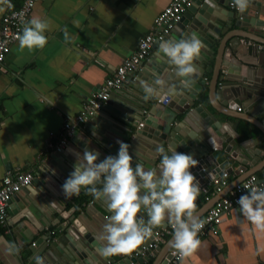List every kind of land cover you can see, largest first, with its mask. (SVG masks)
<instances>
[{
  "label": "crops",
  "instance_id": "obj_1",
  "mask_svg": "<svg viewBox=\"0 0 264 264\" xmlns=\"http://www.w3.org/2000/svg\"><path fill=\"white\" fill-rule=\"evenodd\" d=\"M249 1V16L256 17L255 21L238 24L234 18L227 26L231 11L228 3L210 15L208 23L220 32L207 30L215 38L207 61L209 69L202 68L199 61L194 64L197 71L201 70L197 73L200 81L188 79V95L178 100L188 103L189 93L195 94L192 109L201 110L199 117L209 115V111L223 133L217 138L213 132L212 145L190 150L197 162H205V176L210 183L206 189L198 181L199 194L193 210L198 219L246 178L264 180V132L253 123L264 129V0ZM22 2L10 0L11 8H19ZM169 2L36 1L30 19L40 17L49 22L44 33L47 44L42 49L29 50L15 42L0 70V183L9 173L34 175L32 184L8 202L5 220L0 223V264H36L37 257H42L44 264H128L127 254L150 242L147 237L127 254L101 255L98 236L111 215L107 202L94 198L84 187L78 195L66 197L62 185L73 171L77 154L86 148L98 154L100 162L99 157L117 154L118 140L125 142L129 153L145 169L158 167V147L177 150L170 135L174 133V123L168 124L171 128L166 139H160L162 131L154 129L156 135L151 139L140 137V142L133 143L138 130L133 121H142L144 112H152L145 125L151 120L160 126L166 120L167 104L160 103L156 96L145 100L141 87V81L152 85L151 76L161 78L162 73L163 77L170 73H156L161 61L166 60L157 46L122 88L111 93L106 106L85 122L74 123L87 99L98 93L123 60L135 52L139 40L151 31L154 18ZM0 7L5 9L0 12L1 25L8 7L2 3ZM64 30L71 37L68 42ZM172 36L173 40L181 38L180 32ZM140 73H144L141 78ZM143 102L145 106H140ZM179 107L175 104L173 111ZM66 123L75 131L63 149L53 153ZM224 172L227 177H222ZM216 178L224 182L219 191ZM171 226L165 219L156 227L155 231L164 232V241L151 258L136 264H159L167 257L169 249H174ZM199 240L198 249L178 264H264V231L251 224L239 207L219 224L216 233Z\"/></svg>",
  "mask_w": 264,
  "mask_h": 264
},
{
  "label": "clouds",
  "instance_id": "obj_2",
  "mask_svg": "<svg viewBox=\"0 0 264 264\" xmlns=\"http://www.w3.org/2000/svg\"><path fill=\"white\" fill-rule=\"evenodd\" d=\"M233 6L244 12L249 0H232ZM8 8L10 0H0ZM5 9L0 7V12ZM49 22L33 17L24 23L17 34L19 47L32 50L42 49L48 42L44 34ZM65 42L71 37L64 30ZM203 42L192 34L179 40H164L159 43V53L174 66L175 75L190 79L196 73L193 61L200 55ZM187 86V79H182ZM165 81L157 78L155 86L141 81V87L147 100L164 91ZM171 91V89H169ZM119 145L115 156L108 155L97 162L98 154L83 151L77 154L73 171L62 185L66 197L78 195L84 187L96 199L103 198L111 215L98 236L102 242L99 251L103 256L127 254L139 246L144 239L152 235V228L161 225L167 219L173 226L172 246L181 259L193 254L201 244L198 233L203 222L194 216L195 201L199 194V183L190 169L197 161L188 154L179 153L169 147L157 148L161 157L157 168L145 169L135 164L129 153V145L117 141ZM100 184L101 187H97ZM240 212L247 220L264 231V188L250 186L246 194L237 201ZM143 212L147 216L140 215ZM36 264H44L42 257L36 258Z\"/></svg>",
  "mask_w": 264,
  "mask_h": 264
},
{
  "label": "built area",
  "instance_id": "obj_3",
  "mask_svg": "<svg viewBox=\"0 0 264 264\" xmlns=\"http://www.w3.org/2000/svg\"><path fill=\"white\" fill-rule=\"evenodd\" d=\"M37 0H23L19 8H8L4 13L0 25V70L11 46L17 42V34L22 30L24 23L30 20V16ZM191 6V0H170L169 4L154 18L151 31L139 40L135 52L116 68L113 76L107 79L102 85L100 91L94 94L83 105L82 112L77 116L75 125L85 122L92 113L99 111L107 105L110 95L114 91H119L124 85L128 76L137 71L138 66L144 60L148 59L151 49L155 42L162 41L172 31L175 23H177L182 14ZM228 8L231 11L237 9L233 6L232 0L228 2ZM165 99L164 102H167ZM238 110H240L238 108ZM151 111L144 112L141 121L135 120L134 123L141 129L145 125V121L151 118ZM155 117H157L155 115ZM158 118V117H157ZM64 135L60 142L52 149L53 153L60 152L66 144V139L74 133V127L70 124L64 125ZM222 177H227L224 172ZM34 175L31 172H17L16 174H6L0 183V223H3L6 216L7 205L10 199L32 184ZM216 180V181H215ZM216 188L219 191L223 181L215 179ZM250 186L264 188V180H259L256 176H250L242 182L236 184L230 190L228 195L218 199L199 219L203 222V227L198 233V239L209 233H216L217 227L224 219L228 217L230 212L239 207L237 201L241 195L249 190ZM173 229V226H171ZM164 241V232L155 231L152 234L150 242L141 246L134 252L132 256H144L147 252L156 251ZM34 245V244H33ZM181 260L179 253L175 249L171 250L167 257L159 264H178Z\"/></svg>",
  "mask_w": 264,
  "mask_h": 264
},
{
  "label": "water",
  "instance_id": "obj_4",
  "mask_svg": "<svg viewBox=\"0 0 264 264\" xmlns=\"http://www.w3.org/2000/svg\"><path fill=\"white\" fill-rule=\"evenodd\" d=\"M229 1L231 0H191V6L186 9V11L182 14L180 20L177 23H175L171 31L172 35H174L175 32H180L181 38L179 39H182V38H188L192 34H195L203 42L204 47L201 49L200 55L193 61V66L194 64H197L199 61L201 63L202 68H206L207 70L209 69L207 68L208 67L207 61H210V53H211L210 50L212 44L214 43L215 38L212 34L207 33V30L211 28L215 33H218L220 31L217 28H215L213 25L208 23V21L210 20V15H213L214 10L221 11L222 10L221 7L225 6ZM228 14L230 21H228L227 24L229 25L227 26H231V21L234 18H237L238 24H243L246 20H252L256 18V17L252 18L251 16H249L250 13L248 12V7L244 12H239L238 10H236V11H228ZM224 29L225 27L223 28L222 33L225 32ZM172 35L171 36L168 35L167 37L164 38V40H170V39L173 40ZM157 44L158 45L155 44L152 48L154 49L156 48V46L158 47L159 43ZM159 66H160L159 70H157L156 73L160 74L163 72V70H168L170 72V73H166L164 77L162 73L163 80L165 81L164 91H162L159 96H156L160 101V103L164 102L165 99L171 100V102L166 103L167 104V108L165 110L167 113L165 117L166 120L160 126L154 124V122L153 121L151 122V120L148 121L143 128L138 129L135 132L137 135L133 143L140 142L141 141L140 137L151 139L153 136L156 135L154 129H158V131H162V134L160 135V139H166V134L169 132V129L171 128L170 125L174 123L177 127L173 126L174 133H171L170 135L177 143L176 151L179 153H184L192 156L190 150L192 151L193 149H195V147L199 149V147L204 146L206 144L212 145L213 132L217 138L223 137V133L219 131L220 124L219 122L216 121L214 115H211L209 113V111H208L209 115L202 114L201 117H199L198 112L200 113L201 110L199 108H197L196 110L192 109L191 106L194 105L193 101H195L197 98L195 94L189 93L188 97L190 98V101H188V103L182 104L181 100L178 101L181 98L180 96L184 94L188 95V93H186L187 91L186 87L181 82L182 79H187V84H189L188 78L177 77L175 75L174 66L168 63L167 58L165 61L162 60ZM195 69H196V73L193 74V76L190 79L200 81L198 78L199 75L197 73H199L201 70L197 71L196 67ZM142 74L144 73H140L138 77L141 78ZM149 78L151 79L150 83H152V85L155 86V81L158 77L154 75L153 77L151 76ZM195 88H196L195 90H198L197 87ZM169 89H171V91H169ZM109 104L112 105L113 103L109 102ZM175 104H178V106L180 107L177 110L175 109V111H173ZM140 106H145V103L143 102L142 104H140ZM159 108L164 109L162 104H159ZM114 114H118V116H120L121 112L114 111ZM177 116H182V117H177ZM175 117L177 118L175 119ZM194 121L196 122V125L192 123ZM169 123L170 125H168ZM253 123L257 125L262 132H264V129L259 123H255V122ZM74 135L78 136V133L75 132ZM232 143L234 144L235 141L233 140ZM173 147L175 146L173 145ZM86 150L89 149L86 148ZM103 159H104L103 157L102 158L99 157L100 161H102ZM132 163H133V168L137 163L143 164L142 162L138 161L135 158H133ZM205 167H206L205 162L199 161L195 167L190 169V171L196 177L197 181H201L200 183L202 185V188L207 189V185H209L210 183L205 176V172H206ZM204 208L205 210H207L208 206H205ZM140 215L144 216V219L147 220V216L145 213L141 212ZM156 227L157 226L152 228V234L155 232ZM149 238L151 240L152 235L149 236ZM34 246H37V243ZM30 250L34 252L32 248ZM170 250L171 248L169 249V252ZM156 251H153L151 253L147 252L144 256H139V257L132 256V253L127 254L126 259L129 261V263L128 262L127 263L136 264L138 261L142 262L145 258H151V254H155Z\"/></svg>",
  "mask_w": 264,
  "mask_h": 264
}]
</instances>
